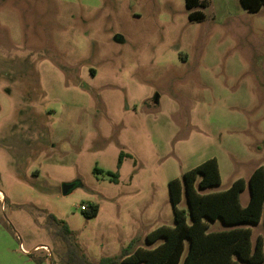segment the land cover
Returning <instances> with one entry per match:
<instances>
[{
  "label": "rangeland",
  "instance_id": "1",
  "mask_svg": "<svg viewBox=\"0 0 264 264\" xmlns=\"http://www.w3.org/2000/svg\"><path fill=\"white\" fill-rule=\"evenodd\" d=\"M206 2L190 21L184 0H0V264L147 247L174 224L170 180L215 158L221 183L204 192H221L264 166V7ZM250 228L264 237V213Z\"/></svg>",
  "mask_w": 264,
  "mask_h": 264
},
{
  "label": "trees",
  "instance_id": "2",
  "mask_svg": "<svg viewBox=\"0 0 264 264\" xmlns=\"http://www.w3.org/2000/svg\"><path fill=\"white\" fill-rule=\"evenodd\" d=\"M239 1L251 13L264 7V0ZM206 3V0H184L190 21L203 20V13L195 9L205 7ZM129 157L120 152L117 167L120 168L123 159ZM93 174L101 175L103 171L95 167ZM106 175L110 182L117 183L116 173L106 172ZM220 183L219 166L215 158L188 170L181 179L170 180L168 193L173 226L161 225L148 233L145 240L152 247L137 246L131 251L136 243L131 241L120 256L102 258L98 264H264V237L258 235L253 241L250 228L259 225L264 213V166L254 169L247 180H235L224 191L204 192ZM246 188L249 198L246 205L242 206L240 194ZM183 194L188 211L178 208ZM87 207L86 211H81L84 216L95 217L98 206L90 204ZM216 221H220L227 229L208 231L209 224ZM48 223L56 227L57 235L65 243L69 238L73 239L72 231L63 220L49 214Z\"/></svg>",
  "mask_w": 264,
  "mask_h": 264
},
{
  "label": "water",
  "instance_id": "3",
  "mask_svg": "<svg viewBox=\"0 0 264 264\" xmlns=\"http://www.w3.org/2000/svg\"><path fill=\"white\" fill-rule=\"evenodd\" d=\"M74 186H75L74 184H63L62 185V194L66 195ZM171 206H172V204H171Z\"/></svg>",
  "mask_w": 264,
  "mask_h": 264
},
{
  "label": "built area",
  "instance_id": "4",
  "mask_svg": "<svg viewBox=\"0 0 264 264\" xmlns=\"http://www.w3.org/2000/svg\"><path fill=\"white\" fill-rule=\"evenodd\" d=\"M88 209L87 205H82L80 206V211H86ZM20 250L23 252V253H27V251L23 248L22 245H20Z\"/></svg>",
  "mask_w": 264,
  "mask_h": 264
},
{
  "label": "crops",
  "instance_id": "5",
  "mask_svg": "<svg viewBox=\"0 0 264 264\" xmlns=\"http://www.w3.org/2000/svg\"><path fill=\"white\" fill-rule=\"evenodd\" d=\"M254 241V240H253Z\"/></svg>",
  "mask_w": 264,
  "mask_h": 264
}]
</instances>
